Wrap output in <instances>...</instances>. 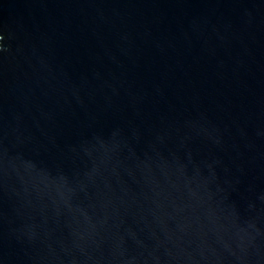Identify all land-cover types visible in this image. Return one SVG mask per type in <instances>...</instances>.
I'll return each mask as SVG.
<instances>
[{"label": "water", "instance_id": "95a60500", "mask_svg": "<svg viewBox=\"0 0 264 264\" xmlns=\"http://www.w3.org/2000/svg\"><path fill=\"white\" fill-rule=\"evenodd\" d=\"M0 264H264V0H0Z\"/></svg>", "mask_w": 264, "mask_h": 264}]
</instances>
